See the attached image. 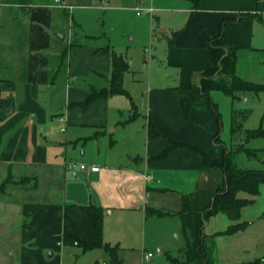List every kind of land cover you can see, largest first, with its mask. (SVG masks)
<instances>
[{"label": "crops", "instance_id": "0c3cea01", "mask_svg": "<svg viewBox=\"0 0 264 264\" xmlns=\"http://www.w3.org/2000/svg\"><path fill=\"white\" fill-rule=\"evenodd\" d=\"M66 1L0 0V170L17 176L0 192V211L17 222L0 231V264H61L63 244L96 242L90 206L103 208L102 240L119 249L135 239L123 226L132 222L143 246L153 230L159 251L184 252L185 264H264V255L237 242L247 225L228 231L242 222V209L203 224L204 209L225 187V116L245 94L233 101L198 86L210 39L234 18L223 40L238 48L237 73L264 83V0H146L156 11L141 18L142 68L105 32L81 33L75 22L70 39L74 3ZM136 5L120 9L136 13ZM107 47L129 62L122 81L129 96L87 102L90 91L111 84Z\"/></svg>", "mask_w": 264, "mask_h": 264}, {"label": "rangeland", "instance_id": "374dc122", "mask_svg": "<svg viewBox=\"0 0 264 264\" xmlns=\"http://www.w3.org/2000/svg\"><path fill=\"white\" fill-rule=\"evenodd\" d=\"M65 3L68 4L66 0ZM74 3L71 6V13L67 17V22L72 24L74 21V28L68 32L70 39H75L74 31L78 29L77 22L80 25V32L88 34H104V32L110 37L112 44L115 45V50L121 52L124 56H127L129 61L136 62L134 67L143 66V58L145 56L143 47V33L139 29L141 27V18L144 16H137L136 13L130 10H121L120 8L127 7L131 4L132 0H71ZM69 5V4H68ZM86 5V6H83ZM104 7V8H103ZM71 23H70V22ZM73 27V26H70ZM72 32V33H71ZM60 33V32H59ZM76 40V39H75ZM226 55V54H225ZM145 60V59H144ZM110 87V86H109ZM221 111H223L224 105L220 103ZM236 111V120L238 123H242V128L235 134L232 131H228L231 127L232 117L230 120L228 115L225 116V133L222 137V141L227 146V152L230 156H233V161L240 167L244 168H257L264 166V137L263 138H249L247 130L264 127V92L245 93L242 100H237L233 105ZM227 111V109H226ZM225 114V113H224ZM231 114V113H230ZM251 149L258 150V156H249L246 151ZM78 154H82V149L76 151ZM77 166L76 163H74ZM74 166V167H75ZM71 175V173H70ZM17 179V176L13 172H6L0 170V192L3 187L12 183V180ZM8 186V187H9ZM11 188V186L9 187ZM1 194V193H0ZM240 196L248 197L245 192H240ZM8 214L7 211H0V231L6 229V226L15 225L17 222L7 220L5 217ZM247 222V229L243 235H241L240 244L242 248L253 251L254 255L258 257L264 255V184L261 186V191L258 196L255 197V202L242 209V218L240 222ZM124 229H131L132 235L135 239L132 242L124 240L122 248L117 252L118 258L123 264H185L187 262V254L180 251L171 250V252L159 251V248L154 243L155 232L148 229L146 233V244L142 245V236H136L137 228L136 224L128 222L127 225L123 224ZM114 226H112V230ZM115 237L120 235L119 231H112ZM160 235L159 232H156ZM16 237V235H15ZM123 237V236H120ZM7 237H5L6 239ZM240 238V237H239ZM154 239V240H153ZM7 240V239H6ZM74 244L62 245V251L57 252L60 254L61 264H115L112 258L106 253L103 248H90L85 249L82 247L77 237L74 238ZM131 246H126V244ZM114 246V244H113ZM126 247V248H124ZM151 251L152 256L145 258L143 250ZM17 252L15 249L12 253ZM115 252V249H112ZM252 253V252H251ZM258 253V254H257ZM57 255H55L56 257ZM209 259L211 258V252H208ZM12 261V258H9ZM261 262L258 259L254 264ZM187 264V263H186Z\"/></svg>", "mask_w": 264, "mask_h": 264}, {"label": "trees", "instance_id": "16d2710c", "mask_svg": "<svg viewBox=\"0 0 264 264\" xmlns=\"http://www.w3.org/2000/svg\"><path fill=\"white\" fill-rule=\"evenodd\" d=\"M252 14H245L240 16L251 17ZM237 18L226 20L221 25V31L218 36L210 39V53L211 62L210 66L201 72V78L199 81V88L201 91L210 95L214 90H220L228 95L233 101L238 99L241 94L248 92H264V83H257L242 78L237 73L238 62V48L229 44L223 40L224 26L230 21H235ZM101 51L108 53L112 60V74L111 84L109 88H103L100 90H92L88 95L87 102H90L97 98H106L113 94H126L129 96L128 91L123 87L122 81L124 74L129 68V62L120 54L116 53L113 49L102 48ZM226 54V55H225ZM184 108L187 109V103L184 102ZM242 128V123H238L236 120V112L232 114L231 130L235 134ZM247 135L249 138H263L264 127L260 126L254 129H248ZM176 144L173 143L171 148ZM249 156L257 157L258 150L251 149L246 151ZM226 176L225 187L219 190L211 203L204 209L203 224L214 214L222 210L229 209H243L252 205L255 202V197L260 194L261 186L264 184V166L258 168H244L238 166L233 161V156H230L228 152L222 163L219 164ZM240 192H245L249 196H240ZM188 206L185 205V208ZM94 212V227L98 233V240L94 243H88L87 241L79 238L82 247L85 249L90 248H103L106 253L112 258L115 264H123L118 258L117 252L119 251L118 245H110L102 240L103 235V223H104V210L99 206H90ZM153 209H148V213H156ZM247 222H241L235 224L229 228V232L244 230ZM115 249V252H112Z\"/></svg>", "mask_w": 264, "mask_h": 264}, {"label": "built area", "instance_id": "2783aa9c", "mask_svg": "<svg viewBox=\"0 0 264 264\" xmlns=\"http://www.w3.org/2000/svg\"><path fill=\"white\" fill-rule=\"evenodd\" d=\"M55 4L59 6H64L67 7L68 4L65 3L64 0H55ZM136 14L138 16H143V15H153L154 12L156 11L155 6L152 3H147L146 0H137V5L134 7ZM60 121L63 120L62 117L59 118ZM82 169H87L89 168L92 171H97L99 170V167L96 165H91V166H86L85 164H81L80 166ZM152 176H150L151 178ZM152 256V252H148L145 254V257L148 259Z\"/></svg>", "mask_w": 264, "mask_h": 264}, {"label": "water", "instance_id": "95a60500", "mask_svg": "<svg viewBox=\"0 0 264 264\" xmlns=\"http://www.w3.org/2000/svg\"><path fill=\"white\" fill-rule=\"evenodd\" d=\"M59 36H60L62 39H64V34H59Z\"/></svg>", "mask_w": 264, "mask_h": 264}]
</instances>
